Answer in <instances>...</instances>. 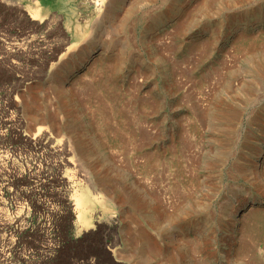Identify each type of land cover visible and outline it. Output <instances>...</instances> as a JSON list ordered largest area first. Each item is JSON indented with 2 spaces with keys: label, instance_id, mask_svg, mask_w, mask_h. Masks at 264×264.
<instances>
[{
  "label": "rangeland",
  "instance_id": "rangeland-1",
  "mask_svg": "<svg viewBox=\"0 0 264 264\" xmlns=\"http://www.w3.org/2000/svg\"><path fill=\"white\" fill-rule=\"evenodd\" d=\"M0 253L264 264V0H0Z\"/></svg>",
  "mask_w": 264,
  "mask_h": 264
},
{
  "label": "bare ground",
  "instance_id": "bare-ground-1",
  "mask_svg": "<svg viewBox=\"0 0 264 264\" xmlns=\"http://www.w3.org/2000/svg\"><path fill=\"white\" fill-rule=\"evenodd\" d=\"M99 1L104 3L106 0H99ZM39 3L37 5L39 7H43ZM39 7H38V10L41 9ZM36 15H38V13H36ZM32 18L35 20L34 17H32ZM41 129L42 128H40L39 131ZM75 198H76L77 210H79L78 211V222L80 223L81 228L83 230H89V229H91V227L89 226L90 225V221H89L90 219H89V216H88L89 215L88 214L89 202H95L94 200H96V201H98V203H100L99 202V198H97V197H93L92 198L91 193H89L88 191H85V190L82 191L80 194H78ZM146 248L147 247H145V249ZM0 256H1V253H0Z\"/></svg>",
  "mask_w": 264,
  "mask_h": 264
}]
</instances>
